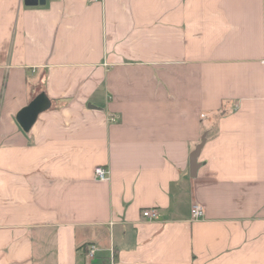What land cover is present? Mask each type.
<instances>
[{"label": "crops", "instance_id": "crops-1", "mask_svg": "<svg viewBox=\"0 0 264 264\" xmlns=\"http://www.w3.org/2000/svg\"><path fill=\"white\" fill-rule=\"evenodd\" d=\"M0 264H264V0H0Z\"/></svg>", "mask_w": 264, "mask_h": 264}, {"label": "water", "instance_id": "water-1", "mask_svg": "<svg viewBox=\"0 0 264 264\" xmlns=\"http://www.w3.org/2000/svg\"><path fill=\"white\" fill-rule=\"evenodd\" d=\"M36 2H43L44 0H33ZM49 106V100L44 94H39L36 96L28 105L23 107L16 115V119L24 131H28L38 113ZM200 146L198 145L196 149L190 154V175L195 176L199 163L197 162V156L199 154Z\"/></svg>", "mask_w": 264, "mask_h": 264}, {"label": "built area", "instance_id": "built-area-1", "mask_svg": "<svg viewBox=\"0 0 264 264\" xmlns=\"http://www.w3.org/2000/svg\"><path fill=\"white\" fill-rule=\"evenodd\" d=\"M110 120L115 121L116 118L114 116H111ZM94 175L96 179L104 181L108 179L109 170L108 168L99 165L94 168ZM204 211H205L204 207L201 204L192 203L190 206V218L191 219L201 218L204 215ZM141 214L144 218H147L150 220L156 219L159 216L158 211L155 208L143 209ZM96 250L97 248L95 245L93 244L90 245L89 251L87 253L88 257H92Z\"/></svg>", "mask_w": 264, "mask_h": 264}]
</instances>
